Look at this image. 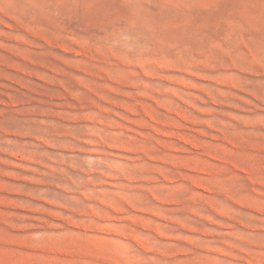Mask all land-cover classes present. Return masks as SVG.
<instances>
[{"label": "rangeland", "instance_id": "rangeland-1", "mask_svg": "<svg viewBox=\"0 0 264 264\" xmlns=\"http://www.w3.org/2000/svg\"><path fill=\"white\" fill-rule=\"evenodd\" d=\"M0 264H264V0H0Z\"/></svg>", "mask_w": 264, "mask_h": 264}]
</instances>
